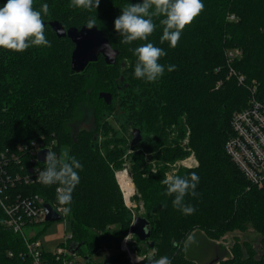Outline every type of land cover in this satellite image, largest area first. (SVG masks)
I'll return each mask as SVG.
<instances>
[{"label": "trees", "instance_id": "obj_1", "mask_svg": "<svg viewBox=\"0 0 264 264\" xmlns=\"http://www.w3.org/2000/svg\"><path fill=\"white\" fill-rule=\"evenodd\" d=\"M262 2L203 0V12L185 27L178 45L172 48L167 41H160L163 26L159 21L163 17L153 18L156 29L147 41L137 40L127 45L120 42L122 37L114 30L115 18L122 8L142 0H101L97 10L91 11L73 7L72 0H34L37 11L43 4L49 5L44 24L51 47L31 46L19 53L0 49V151L44 137L56 141L57 155L67 149L83 165L78 170L80 181L72 193V202L67 205L71 208L67 218L72 227L68 247L71 242L81 244L77 253L88 264H97L92 258L108 243V234H103L108 222L91 223L98 210L96 191L100 189V192L104 184L114 185L110 163L122 165L121 158L128 146L133 151L131 174L146 208L141 216L150 222L155 245L151 248L147 242L140 241L143 254L154 250L158 258L168 256L172 264H196L183 252L190 233L199 228L218 239L227 231L249 224L261 233L260 251L247 243L246 249L235 247L232 253L228 250L226 259L215 264H264V188L251 185L225 150L232 136L229 119L241 107L240 101L246 99L244 88L237 80H227L225 54L229 49H243L244 57L234 63V68L246 75L247 82L253 77L258 79L256 98L264 103ZM4 3L6 0H0V6ZM232 14L236 19L230 20ZM89 17L97 18L98 30L119 51L117 62L108 65L99 56L83 72L74 73L71 57L75 46L70 38L59 37L51 22L60 23L66 30L81 29ZM148 42L167 53L159 60L165 72L156 82L134 76L137 57L129 49ZM168 65H175L176 70L168 72ZM220 80L223 85L218 87ZM105 91L113 95L110 105L99 98ZM88 114L95 121L92 131L80 128V119ZM111 120L122 127L121 132L112 126ZM170 127L174 132L168 130ZM130 129L141 130L142 141L138 145L126 141L125 134ZM188 131L191 132L189 143L200 163L193 170L179 168L176 174L185 176L194 171L199 176L196 188L199 195L185 197V202L196 211L186 216L173 207L174 196L163 194L166 186L161 181L166 174V163H175L190 154L182 143ZM173 133L177 136L170 137ZM114 140L123 146L111 149ZM146 152L165 168L162 166L153 173L152 165L144 158ZM58 187V184H39L29 190L43 193L51 204L57 201ZM111 200L116 202L118 215L121 213L118 223L128 226L131 220L117 191L111 193ZM4 219L0 207V264H33L24 239L7 229ZM120 233L111 240L121 241ZM39 238L37 233L32 240ZM82 247L87 248L86 253ZM147 258L139 264H147ZM43 260L46 264H62L47 250L43 252ZM101 264L131 263L121 254Z\"/></svg>", "mask_w": 264, "mask_h": 264}, {"label": "clouds", "instance_id": "obj_2", "mask_svg": "<svg viewBox=\"0 0 264 264\" xmlns=\"http://www.w3.org/2000/svg\"><path fill=\"white\" fill-rule=\"evenodd\" d=\"M101 0H72V6L91 11L97 10ZM203 0H142V3L128 4L121 9V14L114 20V30L119 34L122 44L134 41H147L156 29L153 18H159L163 32L161 43L167 41L175 48L185 27L191 25L203 12ZM49 13V5H41V10L34 8V0H6L0 6V49L12 52H24L31 46L51 47V42L45 36L44 16ZM96 17H89L86 27L96 26ZM137 57L134 76L147 82H156L165 72V66L159 63L161 57L167 55L164 49L148 42L135 49H129ZM176 70L175 65H168L167 71ZM45 168L38 171V183L51 186L58 184L57 200L60 205L67 206L72 202V193L79 184L78 170L83 165L71 156L67 149L59 155L48 150L44 159ZM161 183L166 186L167 196H174L172 205L184 215H192L196 208L185 202L186 196L197 197L196 188L199 176L193 171L188 175L166 174ZM65 215L71 212L70 207H64ZM146 231V229H144ZM127 239V236L125 237ZM193 236H188L184 242L185 249L196 243ZM137 262H141L137 260ZM147 264H172L168 256L156 258L149 254Z\"/></svg>", "mask_w": 264, "mask_h": 264}, {"label": "built area", "instance_id": "obj_3", "mask_svg": "<svg viewBox=\"0 0 264 264\" xmlns=\"http://www.w3.org/2000/svg\"><path fill=\"white\" fill-rule=\"evenodd\" d=\"M232 19L234 16L231 17ZM225 56L231 70L229 76L235 74L239 83H243L245 76L238 74L232 67L238 52L227 51ZM220 84L221 82L218 85ZM231 127L232 136L226 143L227 155L243 172L251 185L264 186V103L256 98L255 90L250 96L247 107L237 111L233 116ZM55 145V140L48 141L42 137L29 143H22L15 148L0 151V207L5 215L4 224L7 229L9 228L24 239L33 264H46L43 260L45 249L41 240L33 241L32 239L36 236L33 228L47 223L44 204L49 202L43 193H32L29 187L40 184L36 176L38 171L45 168L44 163L37 161L39 151L50 149L54 152ZM118 174L117 181L124 193V202L130 206L131 197L134 196L131 174L127 169ZM50 205L61 215V220H68L63 212V208L67 206L60 205L58 200L52 201ZM71 238L72 235L66 236L64 243L52 251L56 260L62 264H77L74 258L79 256L78 253L72 254L68 247ZM10 255L13 254L10 253Z\"/></svg>", "mask_w": 264, "mask_h": 264}, {"label": "rangeland", "instance_id": "obj_4", "mask_svg": "<svg viewBox=\"0 0 264 264\" xmlns=\"http://www.w3.org/2000/svg\"><path fill=\"white\" fill-rule=\"evenodd\" d=\"M261 5H263L264 7V2H262ZM232 16H234V19H236V16L234 14H232ZM233 50H236L238 52V57L235 59L234 63L236 61H240L241 59H243L244 51L242 48L234 47ZM233 50L229 49L228 51H233ZM234 63H232L233 69L236 70L238 74H241L245 76L246 78V75L241 73L242 72L241 70L239 71V69H236V67L234 68ZM228 70L230 74L231 70L229 69V67H228ZM229 74L227 76V80L231 78L237 80V84H239L240 86L244 88L242 93L246 94V99L245 100L243 99L240 101L241 107L235 109V111L233 112L234 113L233 116H234L237 111L244 108L249 103V100H250L249 98L251 94L253 93V90H255V96H256V93H258L259 91L260 83L256 77H253L249 82H247V80L245 79L243 83H239L238 77L235 74L233 76H229ZM220 82H221L220 86L223 85V80H220L216 84L218 87H220L218 85ZM84 116L85 115H83V118L79 117V118H82L80 119L81 120L80 128H83L82 130L92 131V129L95 127L94 117H92V115H89L86 117ZM233 116L229 119L230 122ZM110 123L112 124L113 127L116 128V130H119V131L121 130L122 127H118L119 124L115 122L114 120H111ZM168 130L170 132H174L175 129L173 127H170ZM133 135H134V131H132L131 129L129 132L125 134V139L128 143L132 141ZM169 136L176 137L177 133H173ZM190 137H191V132L188 131L186 134V137L182 141L183 146H186L185 148L184 147L183 148L185 149V151L187 152L189 151L190 154L184 159L179 158L178 160L175 161V163H171L169 161L165 165L167 168H165L163 164H160L157 159H152L151 153L146 152L144 154V158L148 160V164L152 165V169H151L152 172L155 173L162 166L163 168L166 169V172H165L166 174H177V171L179 168L189 169V170H193L194 168H197L200 162H199V158L196 157L194 149H192L191 144L189 143ZM110 146H111V149H116L123 145L119 146V144H117L114 140ZM225 150H226V147H225ZM132 154H133V151L128 146L127 151L124 153V155L121 158V160H123L122 165L114 166L112 162L110 163V167L113 171L112 175L114 179V185L110 183L104 184L100 192H99L100 189H97L96 191L99 196L97 203H95L96 205L98 204V210H96V213H95L96 216L94 217L91 223L97 224V222H108L106 223V227L104 226L105 230L103 232V234H108L106 235V242L108 243L107 245L104 244L103 246H101L102 248L99 250L98 254H96L92 258L93 262L97 264L110 262L115 256L121 255V254L125 255L131 264H139L140 262H137V260L142 262L149 256V254L158 258L155 255L154 250L145 252V254H143L144 252L142 249L143 246L139 244L140 240L135 239L136 237L131 232V226L133 225L135 219L138 218V216H141L146 210L144 206V202L142 201V198H141V193L139 192V189L135 185L133 174H131V165H132L131 155ZM189 158H192V160H188ZM125 169H127L129 174H131L132 185L134 188V196L131 197L132 204L130 206H128L124 202V193L122 189H120V186L117 181L118 175H119L118 173L122 172ZM258 188L262 189L264 188V186L262 187L258 186ZM116 191H117V194H119L121 197V203H123L122 207L124 206V208L127 210L126 212V214H128L127 216L130 217L131 223L128 226H125V225L123 226L120 222L118 223L119 218L121 219V213L119 211V215H118V213L116 212V208H115L116 202H114V200L113 201L111 200V193L113 194ZM67 219L68 220L66 221L61 220V221L53 222L51 224L49 223L39 224L33 228V231L36 234L39 233L40 235L39 239L42 242L43 249L50 251V252L55 251L57 246L64 243V239L66 236L72 235L71 234L72 227H71L69 216ZM27 231L30 232L29 229H27ZM118 232L119 233L121 232L119 235L123 239L119 242H115L111 240V238H115L118 235L117 234ZM199 233L206 236V238L198 235ZM190 235L195 237L197 241L196 243L188 246L189 256L195 259L196 264H206L210 262V260L214 256L225 259L228 256L226 253L227 250H229V253H232V249L233 248L235 249V247L246 249L247 243L251 246H255L257 250H259L260 245H261L260 240L262 237L261 233L256 228L252 227V225H249V224L245 228H239V230L235 229V230L227 231L225 235H223L222 237L218 239L214 237L213 238L209 237L207 232L199 228H197L196 231L190 233ZM126 236L128 240H125ZM209 239L210 240L213 239L215 241L213 242V240L210 241ZM148 242L149 243L153 242L152 238ZM82 248H83L84 253H86L87 248L85 247H82ZM183 252L186 253L185 245L183 246ZM74 261L77 264H88L85 261L83 255L74 258Z\"/></svg>", "mask_w": 264, "mask_h": 264}, {"label": "water", "instance_id": "obj_5", "mask_svg": "<svg viewBox=\"0 0 264 264\" xmlns=\"http://www.w3.org/2000/svg\"><path fill=\"white\" fill-rule=\"evenodd\" d=\"M51 26L53 30L57 32L59 37L70 38L75 46V50L73 51L71 57L72 70L74 73L83 72L90 65V63L98 61L99 56H102L103 59L106 60L108 65H113L117 62L119 51L115 50L112 45H110L109 40L105 37L104 33L98 30L96 26L92 29H88L86 26H84L81 29H77L74 27L68 30H66L65 27H63L58 22H51ZM99 98L103 100L104 103L110 105L112 103L113 95L112 93L105 91L99 94ZM141 141V130L135 129L131 145H138ZM48 150L50 149H43L39 151L37 156V161L39 163H44L45 154ZM32 172L33 171H31V173ZM44 207L46 210L47 223L51 224L53 222L61 221V215L56 212L52 205H50L49 203H45ZM144 229H146V231ZM131 232L140 241L147 242L149 246H151V248L155 246L154 242H148L152 237V231H150V222L147 218L138 216V218L135 219L133 225L131 226ZM69 248L71 253L75 254L81 250V244L71 242ZM227 251L226 253L228 254ZM220 260L223 259L214 256L212 257L210 262L206 264H215Z\"/></svg>", "mask_w": 264, "mask_h": 264}, {"label": "crops", "instance_id": "obj_6", "mask_svg": "<svg viewBox=\"0 0 264 264\" xmlns=\"http://www.w3.org/2000/svg\"><path fill=\"white\" fill-rule=\"evenodd\" d=\"M198 235H200V236L206 238V236H204V235H202V234H200V233H199ZM186 254H187V256H188L189 258L193 259L192 257L189 256V253H188V247L186 248ZM194 260H195V259H194Z\"/></svg>", "mask_w": 264, "mask_h": 264}, {"label": "bare ground", "instance_id": "obj_7", "mask_svg": "<svg viewBox=\"0 0 264 264\" xmlns=\"http://www.w3.org/2000/svg\"><path fill=\"white\" fill-rule=\"evenodd\" d=\"M126 187L128 188L127 184H126ZM124 188H125V187H124ZM129 188H131L130 185H129Z\"/></svg>", "mask_w": 264, "mask_h": 264}]
</instances>
